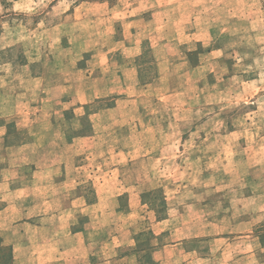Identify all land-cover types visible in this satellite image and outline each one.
<instances>
[{"label":"rangeland","instance_id":"rangeland-1","mask_svg":"<svg viewBox=\"0 0 264 264\" xmlns=\"http://www.w3.org/2000/svg\"><path fill=\"white\" fill-rule=\"evenodd\" d=\"M49 160L98 262L264 264V0H0V164Z\"/></svg>","mask_w":264,"mask_h":264},{"label":"crops","instance_id":"crops-1","mask_svg":"<svg viewBox=\"0 0 264 264\" xmlns=\"http://www.w3.org/2000/svg\"><path fill=\"white\" fill-rule=\"evenodd\" d=\"M21 149L8 147L6 151ZM32 151L38 153L37 149ZM56 165L51 160L33 162L32 177L20 183L16 177L20 165L0 164V241L1 246L11 248L9 264H117L113 258L96 261L85 232L73 228L86 207L84 183L75 179L57 181ZM58 198L63 205L54 208ZM40 200L43 206L37 205Z\"/></svg>","mask_w":264,"mask_h":264}]
</instances>
